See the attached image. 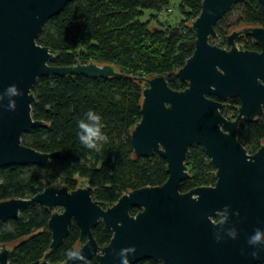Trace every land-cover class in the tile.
Returning <instances> with one entry per match:
<instances>
[{"label":"water","instance_id":"1","mask_svg":"<svg viewBox=\"0 0 264 264\" xmlns=\"http://www.w3.org/2000/svg\"><path fill=\"white\" fill-rule=\"evenodd\" d=\"M71 1L0 0V96L13 84L23 93L16 98L14 112L6 109L7 99L0 106V168L44 167L60 156L23 143L24 135L48 127L32 114L33 89L39 79L121 75L112 65H52L59 54L37 40L46 23ZM246 1L203 0L191 26L195 51L176 73L187 82L186 89H172L165 75L139 79L144 84L142 119L131 133L134 154L139 158L158 155L166 161L168 179L163 185L133 190L107 207L94 199L90 185L72 191L52 185L31 199L1 201L0 223L19 219L22 211L37 204L57 209L49 221L50 250L58 249L76 224L81 240L86 238L80 248L88 261L95 257L98 264H120L119 250L127 247L137 249L129 257L131 264L147 259L164 264L264 263V247L255 259H249L245 246L249 231L264 225V144L250 154L239 141L241 122L264 114V27L232 31L227 48L214 44L218 22ZM258 1L264 11V0ZM242 37H253L261 50H241L237 40ZM234 97L240 106L232 120L222 111ZM193 146H201L216 166V183L183 193L180 185L190 178L187 157ZM225 206H230L228 221L213 224ZM100 222L113 234L106 246H100L93 234ZM233 227L238 231L236 240L227 235ZM10 255L11 249L0 244V264H11ZM29 264L52 263L44 259Z\"/></svg>","mask_w":264,"mask_h":264},{"label":"trees","instance_id":"2","mask_svg":"<svg viewBox=\"0 0 264 264\" xmlns=\"http://www.w3.org/2000/svg\"><path fill=\"white\" fill-rule=\"evenodd\" d=\"M180 2L183 19L174 26H150L152 19L158 22V14L170 0H72L46 23L37 42L59 54L52 65H112L121 75L110 79L52 76L37 81L32 114L48 127L24 135L23 143L43 153L59 152L60 156L44 167H1L0 202L31 199L58 184L76 190L83 180L93 188L94 199L107 207L133 190L161 186L167 181L166 161L158 155L136 157L131 133L142 119L141 77L165 75L169 86L179 91L188 86L176 73L195 51L196 36L191 26L201 13L203 0ZM240 5L243 16L238 23L244 24L243 27H264V11L258 0ZM146 11L155 14L143 22ZM225 17L216 25L217 34ZM222 36L218 46L226 48L228 36ZM237 44L241 50H261L253 37L239 38ZM225 104L224 116L236 119L239 98H231ZM88 110L103 118L106 140L99 152L85 148L78 140L77 124ZM239 141L250 154L258 151L264 144V114L254 121L241 122ZM187 166L190 178L180 185L181 192L215 185L217 168L201 146L191 147ZM56 210L37 204L22 211L19 219L2 223L0 244L11 249V264L44 259L52 264H66V252L86 242L73 224L61 246L50 250L49 221ZM93 234L100 246L109 244L113 236L103 222L93 229ZM88 264H98V260L94 257ZM137 264L164 263L147 259Z\"/></svg>","mask_w":264,"mask_h":264},{"label":"clouds","instance_id":"3","mask_svg":"<svg viewBox=\"0 0 264 264\" xmlns=\"http://www.w3.org/2000/svg\"><path fill=\"white\" fill-rule=\"evenodd\" d=\"M23 93L19 88L13 84L6 88L4 94L0 96V106H4L3 101L7 99L8 103L6 109L14 112L16 110V98L22 96ZM78 140L80 143L89 150L99 152L106 140L104 132V124L102 116L94 111L88 110L84 113L83 117L78 121ZM230 206H225L223 212L218 213L219 221L213 220V224L226 223L228 221V211ZM227 235L231 240L238 238V231L235 227L227 230ZM217 243L221 240L219 237L215 239ZM245 246L248 248L246 255L249 259H255V255L262 247H264V225L257 226L249 231L245 237ZM137 249L135 247H127L119 250L120 264H131L129 257H134ZM88 264V258L85 256L84 251L80 247H73L66 252V264Z\"/></svg>","mask_w":264,"mask_h":264},{"label":"rangeland","instance_id":"4","mask_svg":"<svg viewBox=\"0 0 264 264\" xmlns=\"http://www.w3.org/2000/svg\"><path fill=\"white\" fill-rule=\"evenodd\" d=\"M180 0H170L169 5L165 6L163 10H166V8H171L172 12H167L166 14H158V22L152 19V22L150 24L151 28H160L164 25V27L167 26H174L177 23H179L183 19V14L180 12ZM155 14L152 11H146L144 16L142 17L143 22H147L150 20L151 15ZM243 16V7L242 5L236 6L232 8L227 14L223 21V23L220 25L218 37L215 41V45H219L220 42L223 40L222 34H225V36H228L233 30L240 29L244 26L242 23H238L239 19ZM239 45V44H238ZM227 48V47H226ZM88 184L86 181H81L80 188L86 187ZM3 223V222H2ZM0 223V226L2 225ZM82 247V245L80 246Z\"/></svg>","mask_w":264,"mask_h":264},{"label":"built area","instance_id":"5","mask_svg":"<svg viewBox=\"0 0 264 264\" xmlns=\"http://www.w3.org/2000/svg\"><path fill=\"white\" fill-rule=\"evenodd\" d=\"M167 12H172V9L171 8H166V10H163L162 12H161V14H166Z\"/></svg>","mask_w":264,"mask_h":264}]
</instances>
